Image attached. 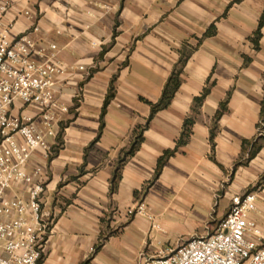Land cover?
<instances>
[{
	"label": "crops",
	"instance_id": "crops-1",
	"mask_svg": "<svg viewBox=\"0 0 264 264\" xmlns=\"http://www.w3.org/2000/svg\"><path fill=\"white\" fill-rule=\"evenodd\" d=\"M12 2L1 21L9 39L29 34L34 58L64 69L56 92L68 111L50 151L31 160L47 186L42 264H127L133 255L142 264L164 249L158 244L213 232L232 197L247 191L257 193L251 216L264 232V27L259 50L251 41L264 0ZM173 74L171 104L149 120L142 98L158 102ZM12 113L32 111L17 103ZM256 140L261 149L250 157ZM140 203L146 213L130 216Z\"/></svg>",
	"mask_w": 264,
	"mask_h": 264
},
{
	"label": "built area",
	"instance_id": "built-area-1",
	"mask_svg": "<svg viewBox=\"0 0 264 264\" xmlns=\"http://www.w3.org/2000/svg\"><path fill=\"white\" fill-rule=\"evenodd\" d=\"M12 1L0 0V264H41L50 232L43 211L47 186L31 160L50 151L49 139L57 137L61 114L68 111L56 92L64 69L53 59L36 60L29 34L9 39L1 21ZM51 48L53 58L58 46ZM17 103L32 114L13 115ZM256 208L255 191L234 195L213 232L160 249L142 264H264V232L251 216ZM144 213V203L128 211L130 216Z\"/></svg>",
	"mask_w": 264,
	"mask_h": 264
},
{
	"label": "trees",
	"instance_id": "trees-1",
	"mask_svg": "<svg viewBox=\"0 0 264 264\" xmlns=\"http://www.w3.org/2000/svg\"><path fill=\"white\" fill-rule=\"evenodd\" d=\"M263 27H264V12H263V14L259 20V25H258L257 30L255 31L254 35L251 37V41H252L254 48L256 50L260 49V40L262 37ZM215 33H216V26L213 24L208 29V31L206 32V35L209 36V35H213ZM246 61H247V63L250 62L251 58L247 57ZM179 84H180V82L178 79V75L173 74L170 77V79L168 80V82L164 88L162 97L160 98V100L158 102L153 103V102H151L145 98H142L145 102H147L148 104L151 105V115H150L149 120H151L155 116V114H157L160 110H163V109L169 107L173 97L175 96V94L179 88ZM209 91H210L209 89H205L203 94L195 99V102L198 104H201L204 101L205 97L208 95ZM113 96H114L113 91H110V93L107 95V98H106L105 103H104L103 111H102V120L104 118V115L106 114V110H107V107L109 105L110 99ZM224 105H225V103L223 104V106ZM261 119L264 122V98L262 101ZM186 124H188V120L185 122V126H186ZM261 129L264 130V125H263V127H261ZM185 133H186V129H185V132L183 134H185ZM188 133H190V130L187 131V135H188ZM142 139H143V137L141 135L137 138V140L132 144L130 150L127 152V155H126L127 157L131 156L135 153V151L138 148V145ZM181 142H182V138H181ZM260 149H261V144L259 143L258 140H256L254 142L253 149L251 150L250 157L255 156L259 152ZM171 154H173L172 151H166L165 154L159 158L158 166H157L156 174H155V179L160 176V174L163 170L164 164L166 163L168 156ZM119 178H120V167L116 171L115 180H118ZM263 181H264V176L261 178L258 185H261L263 183ZM98 249H99V247H96L95 251H97ZM42 261H43V259H42ZM42 261H41V264H42Z\"/></svg>",
	"mask_w": 264,
	"mask_h": 264
},
{
	"label": "rangeland",
	"instance_id": "rangeland-1",
	"mask_svg": "<svg viewBox=\"0 0 264 264\" xmlns=\"http://www.w3.org/2000/svg\"><path fill=\"white\" fill-rule=\"evenodd\" d=\"M178 230H179L178 227L172 226L170 231H171V234H174L175 232H179ZM158 245H160L162 248H168L169 246H174V245L168 244V243H166V244H158ZM137 261H138L137 256L133 255L132 259L127 264H137Z\"/></svg>",
	"mask_w": 264,
	"mask_h": 264
}]
</instances>
